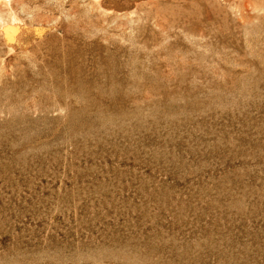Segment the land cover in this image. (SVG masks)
Returning a JSON list of instances; mask_svg holds the SVG:
<instances>
[{"label":"rangeland","instance_id":"obj_1","mask_svg":"<svg viewBox=\"0 0 264 264\" xmlns=\"http://www.w3.org/2000/svg\"><path fill=\"white\" fill-rule=\"evenodd\" d=\"M0 264H264V0H0Z\"/></svg>","mask_w":264,"mask_h":264},{"label":"bare ground","instance_id":"obj_2","mask_svg":"<svg viewBox=\"0 0 264 264\" xmlns=\"http://www.w3.org/2000/svg\"><path fill=\"white\" fill-rule=\"evenodd\" d=\"M106 1V0H105ZM108 1H110V0H108ZM107 3H109V2H107ZM13 23V22H12ZM14 24V23H13ZM23 24V23H22ZM6 25H8V24H6ZM12 25V24H11ZM15 25H17L16 23H15ZM26 25V24H25ZM9 26V25H8ZM7 26V27H8ZM27 26V25H26ZM6 28V27H5ZM24 29H25V27H24ZM4 30V29H3ZM25 31V30H24ZM24 31H21V32H24ZM21 33L19 32V28L18 27H8V28H6V30H5V37L7 38V40L9 41V43H11V42H13V43H18V42H20L21 40H22V34L20 35ZM26 34V33H25ZM26 37V36H25ZM26 39V38H25ZM27 41V40H26ZM9 43H8V45H9ZM22 43V42H21ZM25 43V42H24ZM24 43H22V45L24 44ZM14 45V44H13ZM12 45V46H13ZM10 47H12L11 45H9ZM15 46H17V45H15Z\"/></svg>","mask_w":264,"mask_h":264}]
</instances>
